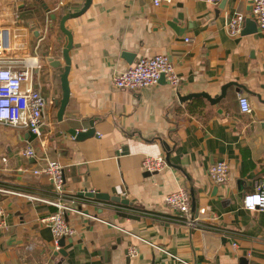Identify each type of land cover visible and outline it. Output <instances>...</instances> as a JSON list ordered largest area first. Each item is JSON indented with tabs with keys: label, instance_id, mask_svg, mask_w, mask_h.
Wrapping results in <instances>:
<instances>
[{
	"label": "crops",
	"instance_id": "crops-1",
	"mask_svg": "<svg viewBox=\"0 0 264 264\" xmlns=\"http://www.w3.org/2000/svg\"><path fill=\"white\" fill-rule=\"evenodd\" d=\"M83 2L0 0V28L8 30L5 55L37 57L36 86L47 100L40 137L0 125V188L44 195L51 181L32 169L52 158L63 166L67 190L122 196L129 202L125 205L140 212L82 205L121 229L67 214L75 232L60 247L39 222L53 206L0 192L7 212L0 264H184L176 257L193 264H264V211L242 206L243 195L264 177V35L258 28L245 31V22L241 31L246 33L232 36L226 30L236 12L253 19L247 1L174 0L154 6L151 0H91L64 24L73 46L69 97L58 120L65 40L59 20ZM178 13L184 18L171 26ZM123 52L136 55L128 61ZM154 54L170 57L180 76L178 86L165 81L139 90L114 86L116 73ZM49 56L61 66H51ZM224 86L225 95L215 103L203 96L179 100L202 92L214 98ZM239 95L248 98L250 113L240 110ZM90 126L95 134L84 139L69 132ZM27 145L35 158L22 155ZM160 154L167 155L164 169L141 168L143 156ZM219 160L227 162L228 174L214 183L208 168ZM179 187L193 191L189 214L207 227L187 228L166 206L164 197ZM199 208L205 213L199 214ZM218 227L230 235H220ZM129 246L138 250L130 259ZM60 248L64 253L54 254Z\"/></svg>",
	"mask_w": 264,
	"mask_h": 264
},
{
	"label": "built area",
	"instance_id": "built-area-1",
	"mask_svg": "<svg viewBox=\"0 0 264 264\" xmlns=\"http://www.w3.org/2000/svg\"><path fill=\"white\" fill-rule=\"evenodd\" d=\"M151 1L154 6L163 4L172 5L174 3V0ZM207 1L211 2L213 0ZM246 1L251 8V15L256 22L259 32L264 35V0ZM244 21L245 15L236 12L226 23L227 32L232 36L239 35ZM7 37V28H0V125L25 128L33 135L40 137L47 106L46 97L41 93L39 87L36 86L34 76V69L38 68L40 64L37 57H33V60L30 58L18 59L6 57L5 52L8 51ZM161 76L164 77L165 82L169 85L176 87L180 83V76L176 73L173 62L168 55L154 54L152 56H141L123 71L116 73L113 76V84L119 89L139 90L159 83ZM237 101L242 112H251L250 102L246 96L239 95ZM22 155L26 158H35L36 151L31 145H27L23 148ZM166 164V158L163 154L145 155L140 162L141 168L147 172L161 171L166 167ZM32 173L45 176L51 181V189L44 195L39 196L28 190L3 188H0V192L21 196L31 201H39L53 206L55 210L39 218V222L50 228L55 244L58 243L61 237L66 238L74 235L75 230L69 224L67 214L80 215L86 219L96 220L118 228L115 224L93 213L82 210V205L94 204L99 208H110L114 211L131 214H138L140 212L122 203L97 199L94 196L96 193L94 190H87L86 188L81 189L80 192L67 190L63 166L56 159L45 158L43 164L32 169ZM227 174L228 164L224 160H219L208 168V175L214 183L224 182ZM87 193L92 194V196H88ZM190 200V192L186 187H179L164 197V203L174 213L176 220L183 222V225L187 228L207 227L198 216H190ZM242 206L249 211H264V177L259 180L252 191L246 192L243 195ZM198 213L204 214L205 208H199ZM6 218V208L0 202V230L7 227ZM216 232L222 236H228L231 233L223 227L216 228ZM126 233L138 237L132 232L126 231ZM138 238L145 241L140 237ZM145 242L158 250L167 252L152 242ZM233 245L235 246V243ZM137 251L136 246H129L127 249L129 259L135 256ZM176 259L184 264H193L179 257H176Z\"/></svg>",
	"mask_w": 264,
	"mask_h": 264
},
{
	"label": "water",
	"instance_id": "water-1",
	"mask_svg": "<svg viewBox=\"0 0 264 264\" xmlns=\"http://www.w3.org/2000/svg\"><path fill=\"white\" fill-rule=\"evenodd\" d=\"M90 2H91V0H84L83 5L81 6V8L79 10L66 12V13H64L61 16V18L59 20V28H60L61 32L65 35V40L63 42L62 49H61V54H62V58L64 60V65H63V71H62V73L60 75L61 98L57 101L58 110H57V114L56 115H57V119L58 120L62 119V116H63V113H64V109H65V106L67 104L68 97H69V87H68L67 75H68V71H69V68H70V58H69L68 53H69V50L73 46L71 32L65 27L64 24H65V21L68 18L76 17V16L80 15L82 12H84L87 9V7L90 5ZM51 18H55V15L52 14ZM183 18H184L183 14L182 13H178L175 18L171 19L169 24L171 26H173L174 23H177L178 20H182ZM244 22L248 26V28L245 31H247V32H256L257 31V25H256V22L253 19L248 18V19H245ZM176 31H177V28H176ZM241 33H246V32L241 31ZM135 55L136 54L134 52H123V56L128 61H131V59L134 58ZM47 62H49L50 65L54 66V67L61 66L60 61L57 60L56 58H54L53 56H49L47 58ZM160 81H165L163 76H161ZM225 89H226V86L222 87L221 94L219 96H217V97H214V98H211L210 96H208V94L202 92L200 94L191 93V94H188L186 96L179 97V100H185V99H188V98L193 97V96H203L207 100H209L210 102L215 103L217 100H219L220 97L225 95ZM69 132L71 133V135H73L77 139H84V138L93 136L95 134V130H94L93 126H90V128H88V129L79 130V131H76L74 128H71L69 130ZM166 159H167V155H166ZM190 192H191V194L193 196V191L190 190ZM87 195L88 196H92V194H90V193H87ZM94 196L97 197V198L104 199V200H109V201H112V202H117V203H122V204H129L128 200H126L122 196H118V195H108V194L96 192L94 194ZM120 215L121 216H128L130 218H136V217H134V216H132L130 214H126V213H121ZM58 243H59V246L61 247L63 245V243H64V237L59 238ZM57 253L63 254L64 250H62V248H60L54 254H57Z\"/></svg>",
	"mask_w": 264,
	"mask_h": 264
},
{
	"label": "rangeland",
	"instance_id": "rangeland-1",
	"mask_svg": "<svg viewBox=\"0 0 264 264\" xmlns=\"http://www.w3.org/2000/svg\"><path fill=\"white\" fill-rule=\"evenodd\" d=\"M32 134V133H31Z\"/></svg>",
	"mask_w": 264,
	"mask_h": 264
}]
</instances>
